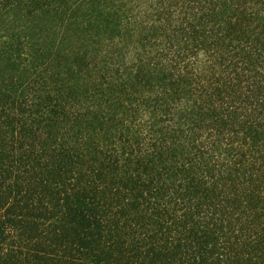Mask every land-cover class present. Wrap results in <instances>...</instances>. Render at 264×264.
Masks as SVG:
<instances>
[{
	"label": "trees",
	"instance_id": "trees-1",
	"mask_svg": "<svg viewBox=\"0 0 264 264\" xmlns=\"http://www.w3.org/2000/svg\"><path fill=\"white\" fill-rule=\"evenodd\" d=\"M0 264H264V0H0Z\"/></svg>",
	"mask_w": 264,
	"mask_h": 264
}]
</instances>
